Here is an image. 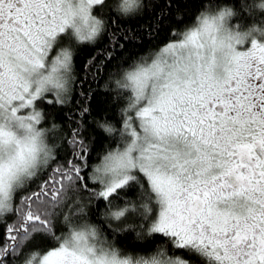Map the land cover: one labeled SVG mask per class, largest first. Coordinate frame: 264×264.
<instances>
[{
    "label": "snow or ice",
    "instance_id": "snow-or-ice-1",
    "mask_svg": "<svg viewBox=\"0 0 264 264\" xmlns=\"http://www.w3.org/2000/svg\"><path fill=\"white\" fill-rule=\"evenodd\" d=\"M255 34L264 0H0V264H264Z\"/></svg>",
    "mask_w": 264,
    "mask_h": 264
},
{
    "label": "trees",
    "instance_id": "trees-1",
    "mask_svg": "<svg viewBox=\"0 0 264 264\" xmlns=\"http://www.w3.org/2000/svg\"><path fill=\"white\" fill-rule=\"evenodd\" d=\"M241 22L251 25L253 23V20L250 17H246ZM162 46H163L162 44H153L150 47H146L142 52H138L137 54L138 55H146L150 51H158L159 47H162ZM103 47H104V43L103 42L99 43L96 46L85 44V45L79 46L78 51H79V55H80L81 59H83L84 61H87L92 56L99 55V50L102 49ZM113 71H115V69H113ZM100 84L103 85L104 81L103 80L100 81ZM130 243H131V240L129 239V241H127L125 243H121L119 245V247H121L122 249L123 248H127Z\"/></svg>",
    "mask_w": 264,
    "mask_h": 264
},
{
    "label": "clouds",
    "instance_id": "clouds-1",
    "mask_svg": "<svg viewBox=\"0 0 264 264\" xmlns=\"http://www.w3.org/2000/svg\"><path fill=\"white\" fill-rule=\"evenodd\" d=\"M255 38H256L257 40H264V37H260L258 34H255Z\"/></svg>",
    "mask_w": 264,
    "mask_h": 264
}]
</instances>
